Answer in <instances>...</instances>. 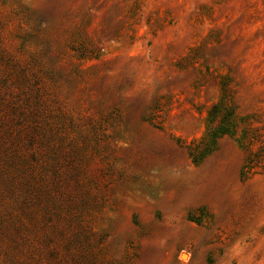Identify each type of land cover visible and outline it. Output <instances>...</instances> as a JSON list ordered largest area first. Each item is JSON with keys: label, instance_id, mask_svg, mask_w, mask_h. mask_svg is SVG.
<instances>
[{"label": "rangeland", "instance_id": "rangeland-1", "mask_svg": "<svg viewBox=\"0 0 264 264\" xmlns=\"http://www.w3.org/2000/svg\"><path fill=\"white\" fill-rule=\"evenodd\" d=\"M0 264H264V0H0Z\"/></svg>", "mask_w": 264, "mask_h": 264}]
</instances>
